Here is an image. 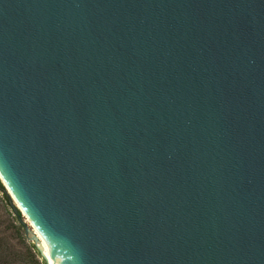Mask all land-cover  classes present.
I'll list each match as a JSON object with an SVG mask.
<instances>
[{"label": "water", "instance_id": "obj_1", "mask_svg": "<svg viewBox=\"0 0 264 264\" xmlns=\"http://www.w3.org/2000/svg\"><path fill=\"white\" fill-rule=\"evenodd\" d=\"M0 178L47 264H264V0H0Z\"/></svg>", "mask_w": 264, "mask_h": 264}, {"label": "trees", "instance_id": "obj_2", "mask_svg": "<svg viewBox=\"0 0 264 264\" xmlns=\"http://www.w3.org/2000/svg\"><path fill=\"white\" fill-rule=\"evenodd\" d=\"M4 191L0 181V264H47L35 244L27 245L24 228Z\"/></svg>", "mask_w": 264, "mask_h": 264}, {"label": "bare ground", "instance_id": "obj_3", "mask_svg": "<svg viewBox=\"0 0 264 264\" xmlns=\"http://www.w3.org/2000/svg\"><path fill=\"white\" fill-rule=\"evenodd\" d=\"M9 193L12 195V193L10 191H9ZM12 197L14 199L15 204L18 207H20L13 195H12ZM23 213H24L25 217H27V215L25 214L24 211H23ZM29 222L32 224V222L30 220H29ZM32 226L35 228V226L33 224H32ZM34 230H35V234L37 235V237L39 238V241L42 244L43 252H44V254H45L46 258H47L48 264H59L56 261V259L52 256V254L50 253V251H49L47 245L45 244V242H44L42 236L40 235V233L37 231L36 228Z\"/></svg>", "mask_w": 264, "mask_h": 264}, {"label": "rangeland", "instance_id": "obj_4", "mask_svg": "<svg viewBox=\"0 0 264 264\" xmlns=\"http://www.w3.org/2000/svg\"><path fill=\"white\" fill-rule=\"evenodd\" d=\"M0 181H1V183L3 184V186H4V188H5V185H4V183H3V181L1 180V178H0ZM5 190H6V188H5ZM21 216H23L22 215V213H21ZM25 216V215H24ZM24 219H25V217H23ZM28 222H29V220H28ZM29 224H30V226H31V230H33L34 231V233H35V228L32 226V224L29 222ZM23 233V232H22ZM24 234V233H23ZM36 235V234H35ZM37 236V235H36ZM28 238V237H27ZM30 244H34L33 243V241H31V240H27V245H30ZM39 261H40V259H38Z\"/></svg>", "mask_w": 264, "mask_h": 264}]
</instances>
